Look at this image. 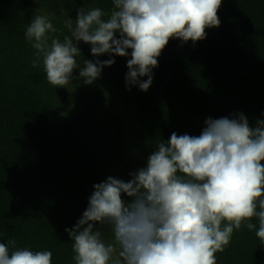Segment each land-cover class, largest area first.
<instances>
[{
  "label": "trees",
  "instance_id": "16d2710c",
  "mask_svg": "<svg viewBox=\"0 0 264 264\" xmlns=\"http://www.w3.org/2000/svg\"><path fill=\"white\" fill-rule=\"evenodd\" d=\"M83 6L110 12L114 5L0 0V243L14 239L19 248L51 251L52 264H75L65 229L82 217L93 185L109 176L129 181L158 142L173 132L199 136L209 117L243 113L250 126L264 120V0H223L220 27L207 29L206 39L170 40L147 92L126 87L131 50L129 57H93L80 42L81 64L115 60L90 86L77 79V69L70 86L54 88L42 61L32 67L35 50L25 30L34 15H47L58 29L50 36L63 40L70 35L64 21L74 22ZM102 231L111 242L110 229ZM216 258L264 264V246L255 231L242 228Z\"/></svg>",
  "mask_w": 264,
  "mask_h": 264
},
{
  "label": "clouds",
  "instance_id": "9594fccd",
  "mask_svg": "<svg viewBox=\"0 0 264 264\" xmlns=\"http://www.w3.org/2000/svg\"><path fill=\"white\" fill-rule=\"evenodd\" d=\"M222 2L112 0L110 12L83 6L74 22L64 21L70 35L63 40L50 36L58 29L47 15L36 14L25 30L35 50L32 67L42 61L54 88L70 86L77 69V79L90 86L115 60L81 64L80 42L91 46L93 57H129L131 50L126 87L147 92L169 41L206 39L207 29L220 27ZM205 124L199 136L173 132L158 142L146 167L130 173L129 181L109 176L93 185L82 217L65 229L75 264H217L216 254L242 228L255 231L264 246V120L250 126L239 113L209 117ZM104 227L111 242L104 239ZM0 264H52V252L19 248L10 239L0 243Z\"/></svg>",
  "mask_w": 264,
  "mask_h": 264
}]
</instances>
